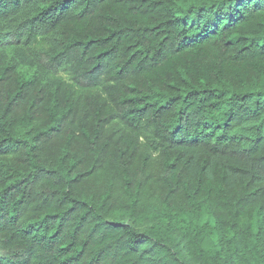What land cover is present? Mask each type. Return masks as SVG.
Returning a JSON list of instances; mask_svg holds the SVG:
<instances>
[{
  "label": "trees",
  "instance_id": "obj_1",
  "mask_svg": "<svg viewBox=\"0 0 264 264\" xmlns=\"http://www.w3.org/2000/svg\"><path fill=\"white\" fill-rule=\"evenodd\" d=\"M0 264H264V0H0Z\"/></svg>",
  "mask_w": 264,
  "mask_h": 264
}]
</instances>
